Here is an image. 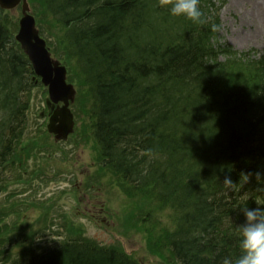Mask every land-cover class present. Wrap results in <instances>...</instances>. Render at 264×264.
<instances>
[{
    "label": "trees",
    "instance_id": "1",
    "mask_svg": "<svg viewBox=\"0 0 264 264\" xmlns=\"http://www.w3.org/2000/svg\"><path fill=\"white\" fill-rule=\"evenodd\" d=\"M36 1L63 32L65 51L56 55L75 64L85 86L88 101L76 100L73 111L100 172L128 196H151L169 211L170 230L157 231L155 212L146 214L154 251L169 252L175 264H222L225 257L234 264L241 209H264V56L219 43L212 0H199L204 24L172 16L158 0ZM15 23L0 9V195L26 147L48 141L44 131L34 138L29 131L35 80L15 41ZM241 173L253 175L246 183ZM226 176L235 190L225 188ZM30 205L43 227L6 226L0 264H141L118 247L78 236L47 241L50 207ZM13 245L19 254L10 253Z\"/></svg>",
    "mask_w": 264,
    "mask_h": 264
},
{
    "label": "rangeland",
    "instance_id": "2",
    "mask_svg": "<svg viewBox=\"0 0 264 264\" xmlns=\"http://www.w3.org/2000/svg\"><path fill=\"white\" fill-rule=\"evenodd\" d=\"M214 1L218 4L222 0ZM255 2L250 0H226L219 10V36L221 42H226L239 51L256 49L264 54V37L261 38L259 36L257 39L251 37L252 33L259 30L256 28L259 20H256L257 22L253 24V21L247 15L249 11L250 16H253L251 9ZM29 6L33 15L37 12L36 20L41 28H45L48 31V34H45L41 30L51 53L53 55L58 53L63 55L65 51L63 32L56 27L53 19L46 11L42 13L43 9L38 1H29ZM9 14L19 17L21 14L20 7L9 12ZM68 62L69 60H65L63 63L71 77V83L75 85L77 90L75 100L84 103L88 101L87 94L81 92L85 86L82 83L81 76L77 73L75 64L73 62L69 64ZM41 93L42 88L38 87L30 93L29 97L30 111L28 116L29 123L32 126L33 138L39 132L42 137L45 135L43 129L47 120L44 117H40V113L45 109V99H43ZM79 102L77 106L81 107ZM78 112L80 113V111ZM79 121L80 119H78V124L80 123ZM77 131L80 133L82 130L78 128ZM77 140H79V137H77ZM76 143L73 140L70 143L61 144L59 149L73 155L79 165L78 169L75 170L80 171V175L75 179L79 182L83 181L84 184L82 183L81 187L86 189L81 193V202L79 201L80 194L77 196L80 214L72 208L73 202L68 195L61 196L62 190H69L68 181L65 180V183L53 185L54 181L45 178L42 180H48V183L43 187L41 186L42 182L34 175L24 173L25 171L21 174V170L18 169L17 172L8 178L5 184L7 185L6 193L0 195V234H3L6 231V226L9 225V231L23 228L38 231L43 227L44 223L40 219L39 211L32 207L30 203L44 205V200L49 199V203L56 204L61 197L60 208L54 206L55 209L51 211L50 215L54 220L55 230L58 228V231H61V227H63L64 239L69 240V238H75L76 236H87L100 243L118 247L121 252L141 264H175L171 261L172 258L169 252L164 250L159 251L161 253L154 251L145 224H143L146 214L155 212L154 214L159 220L156 223V230L172 229V223L168 217V209L159 208L158 204L150 198L151 196L144 197L137 194L134 197L128 196L124 189H120L119 183L109 173L100 172L98 154L93 145L84 141L78 145ZM23 144L25 145L26 142L23 141ZM52 150L53 148H45L40 153L41 155L50 156L53 155ZM32 154L36 155L38 153L33 150ZM60 166L67 168L66 163ZM83 175L86 177L85 180H83ZM22 191L27 192L22 195L15 194ZM24 207H27L25 212L23 210ZM92 209L96 211L88 212ZM12 210L20 212V214L13 213L8 216ZM62 212L70 215L67 218L68 222L64 225H62L63 220L60 219ZM21 213H25V215L22 216ZM13 222L17 225L12 224ZM46 239L50 240V238ZM8 248L10 249L9 244ZM20 251L19 246L13 245L10 253L15 255L19 254Z\"/></svg>",
    "mask_w": 264,
    "mask_h": 264
},
{
    "label": "water",
    "instance_id": "3",
    "mask_svg": "<svg viewBox=\"0 0 264 264\" xmlns=\"http://www.w3.org/2000/svg\"><path fill=\"white\" fill-rule=\"evenodd\" d=\"M21 4L22 17L19 21V31L16 40L28 55L36 75L41 77L42 83L48 87L49 100L54 103L62 101L64 105L51 114L48 124L49 132L57 139L66 138L73 128V116L68 108L75 92L72 85L65 81L66 69L58 61L50 58L45 42L39 36L34 18L28 14L27 0H0L2 9H13ZM48 100V102H50Z\"/></svg>",
    "mask_w": 264,
    "mask_h": 264
},
{
    "label": "clouds",
    "instance_id": "4",
    "mask_svg": "<svg viewBox=\"0 0 264 264\" xmlns=\"http://www.w3.org/2000/svg\"><path fill=\"white\" fill-rule=\"evenodd\" d=\"M158 4L162 8H166L172 16L184 17L194 24L206 23L204 13L199 7V0H158ZM216 25H212V29H216ZM252 173H241L240 180L248 182ZM256 178H260V173H255ZM223 184L228 190H235L237 183L226 176ZM245 217V223L239 226L240 231V256L235 260L234 264H264V209L255 208L241 209ZM222 264H233V261L225 257Z\"/></svg>",
    "mask_w": 264,
    "mask_h": 264
},
{
    "label": "bare ground",
    "instance_id": "5",
    "mask_svg": "<svg viewBox=\"0 0 264 264\" xmlns=\"http://www.w3.org/2000/svg\"><path fill=\"white\" fill-rule=\"evenodd\" d=\"M250 1H256V2L251 9L253 16H250V12L248 11L247 12L248 18L253 21L252 22L253 24L257 22L256 20H259L258 21L259 24L256 27L259 30H258V32L252 33L251 37H254L257 39V38H259V36H261V38H262V37H264V15H262V14H264V0H250ZM255 14H257V15L255 16ZM153 225H156V222ZM149 228L151 230H153L152 227L149 226Z\"/></svg>",
    "mask_w": 264,
    "mask_h": 264
}]
</instances>
